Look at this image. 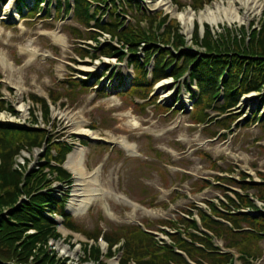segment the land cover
<instances>
[{
  "label": "rangeland",
  "instance_id": "1",
  "mask_svg": "<svg viewBox=\"0 0 264 264\" xmlns=\"http://www.w3.org/2000/svg\"><path fill=\"white\" fill-rule=\"evenodd\" d=\"M27 1L31 3V0ZM130 1L143 12L152 15L162 13L175 20L187 40L190 51L187 48L185 51L193 56L200 52L190 46L194 23L200 26L201 39L204 25L209 26L213 34L223 33L224 28L237 35L242 27L248 28L249 25L259 29L262 21L263 0H250L252 4L245 8L237 3L232 8L228 7L230 2L237 0H213L196 12L187 7L191 0ZM9 6L11 10L5 15ZM120 6L126 12L125 17L132 18L130 24L139 25L135 10L123 2ZM17 8L18 0H0V82L4 84L5 95V89L10 91L8 103L14 110L0 114V122L28 128L33 124L30 113L36 112L37 128L46 129L54 141L71 145V153L78 148V142H85L82 157L87 173L82 178L90 182L88 188L94 186L96 190V196L91 198L88 207L85 208L88 197H74L75 194L83 195L82 191L76 192L80 180L74 176L71 175L68 187L57 183L52 187L55 194L67 192L66 212L81 231L110 232L122 225L142 222L150 223L151 229L156 230L158 221L175 219L190 204L206 209L204 202L222 200L223 194L213 180L227 174L229 169H234L235 179L239 173H247L257 181L256 173H264V133L257 125H247L257 110L264 113V93L245 97L237 108V121L227 137L220 135L214 138L212 133H220L218 125H196L192 122V96L197 91L193 85L188 88V93V78L179 84L166 80L154 87L152 96H156L164 106L161 108L146 105L145 101L133 96L119 95L118 89L123 85L129 87L134 79L127 60L82 58L75 48L89 46L78 38L80 32L86 39L87 28L75 18L66 15L60 20V17L49 19L44 16L18 19L21 15H17ZM49 10L54 14V7ZM223 10H227L228 15ZM201 13L202 18L206 17L205 21L197 19ZM25 15L30 17L31 14ZM182 15L187 19L185 28L181 25ZM140 28L147 30L148 23H142ZM103 38L109 40L108 37ZM181 55L176 53L175 58L180 59ZM69 77L77 81L89 78V87L74 91L69 99L64 96V85L59 84ZM96 83L100 86L94 87ZM53 91L62 97L57 103H51L49 125L45 126L39 116L40 107L32 106L29 97L47 99L48 93ZM170 107L175 109V113L165 114L164 108ZM207 113H211L212 118L217 116L211 111ZM76 117L97 139L69 133L74 132L77 125L68 124V119ZM69 125L72 126L67 128ZM118 140L129 144L133 152L123 149ZM42 157L41 150L23 151L15 158V166L27 165L30 170H35L42 164L39 163ZM210 161L216 162L215 167ZM95 169L99 170L97 174L88 173ZM208 180L212 187L198 193L197 183ZM224 185L236 190L232 184L225 182ZM162 203L167 208H162ZM257 206L261 208L262 204ZM55 220L58 222L59 219ZM56 231L60 238L49 241L48 250L54 252L59 260L66 264H93L81 262V245L87 242L84 236L68 232L59 225ZM217 245L223 248V242ZM99 247L102 254L105 253L104 243ZM232 253L234 264H241L237 259L238 252L233 250ZM258 253L261 258L255 264H264V240L259 243ZM116 260L102 258L100 264H117Z\"/></svg>",
  "mask_w": 264,
  "mask_h": 264
},
{
  "label": "trees",
  "instance_id": "2",
  "mask_svg": "<svg viewBox=\"0 0 264 264\" xmlns=\"http://www.w3.org/2000/svg\"><path fill=\"white\" fill-rule=\"evenodd\" d=\"M57 1V14L60 17L62 1ZM117 1L73 0L75 10L72 12V0H65V12L66 15L73 13L77 21L88 29L92 28L93 22V28L109 34L112 41L117 43V47L107 45L100 48L101 55L120 60L128 57L136 79L128 90L122 92L125 97L135 95L146 100L158 81L169 77L179 81L189 74L190 83L198 90V95L194 98L192 122L196 125L210 122L229 131L237 121L234 112L243 96L253 92L261 94L264 91V11L259 29L249 25L248 28L242 27L237 35L224 28L223 33L213 34L210 27L204 25L200 39L198 26L194 23L190 46L196 47L200 52L198 56H193L185 51L189 48L187 40L174 20L162 13L151 15L142 12L139 20L148 23L149 28L144 30L139 26H131L126 24V20H121L122 16H118ZM122 1L132 4L130 0ZM211 1L213 0H191L189 8L196 12ZM35 2L31 18L45 13L40 7L45 0ZM108 3L115 9L112 13L114 17L111 23L104 24L99 16L100 9L92 12L91 8L92 5ZM21 4L24 5L23 2ZM176 5L179 8V4ZM24 7L29 11L27 6ZM47 12L50 17V11ZM78 37L82 38L80 33ZM97 37L98 34L91 33L88 39L98 43ZM141 51L144 52L143 58L140 57ZM176 53L182 54L180 59L175 58ZM83 54L85 56L88 53ZM151 62L155 63V69L150 83L147 68ZM66 85L71 90H85L88 87L86 81L69 80ZM71 95L70 92L67 97L71 98ZM59 97L53 93L51 102H56ZM32 99L37 100L35 97ZM40 103L43 119L48 120V104L45 101ZM148 103L157 108L162 107L155 97H151ZM1 110L3 106L0 103ZM211 110L218 112L214 119H209L207 111ZM247 122V125L258 124L264 133V115L261 112L254 113ZM215 135L214 133L213 136ZM43 148V164L38 169L27 172V166L15 167V158L22 150ZM70 150L66 144L54 143L46 131H31L0 124V264H66L48 250V242L60 238L53 221L55 217L61 218L65 229L79 232L87 240H93L99 234V231L83 232L72 223L65 212L67 194L58 192L55 195L52 190L54 183L65 186L70 183L71 176L61 168ZM210 164L215 166L212 161ZM258 176L259 184L248 182L250 177L247 174H240L238 181L232 180L240 193L233 192V197L224 194V201H219V206L206 202L210 214L190 205L191 209L186 213L192 216V211H196L200 225L206 232H200L196 221L182 217L176 223L160 222L176 230V233L170 236L171 246L159 247L153 236L140 227L121 226L104 235L103 239L108 247L107 256L113 255V246L123 242L118 264H128L129 260L135 264H189L175 250L184 253L193 264H227L232 259L231 254L223 253L214 243V240H221L225 250H236L240 254L242 264H255L260 259L258 244L264 240V212L255 203L258 200L264 204V174ZM217 180L225 181L220 177ZM207 186L208 183L199 184L197 191L201 192ZM250 191L254 192V196L248 195ZM249 211L255 212V216ZM81 249V262L100 264L101 253L96 245L84 243Z\"/></svg>",
  "mask_w": 264,
  "mask_h": 264
},
{
  "label": "bare ground",
  "instance_id": "3",
  "mask_svg": "<svg viewBox=\"0 0 264 264\" xmlns=\"http://www.w3.org/2000/svg\"><path fill=\"white\" fill-rule=\"evenodd\" d=\"M234 3H237L239 5H241L242 7H248L250 4H252V2L250 0H237V1H232L228 4V7L229 8H232L234 6ZM227 9V8H226ZM11 10V7H6L5 9V15H8L9 12ZM223 12L225 13V15H228L227 13V10H223ZM203 13V12H202ZM202 13L199 14L197 16V19L199 21H205L206 17L202 18ZM181 19V25L183 28H185V25H186V22H187V19H186V16L185 15H182L180 17ZM216 23V22H215ZM41 95V93H40ZM64 117V116H62ZM1 118V117H0ZM62 122V118L60 119ZM75 121V122H74ZM68 124H75L77 125L76 129L74 132H69V133H74L76 135H82V136H89V137H93L95 139H97V137H94V134L91 133L90 131H88L87 129L84 128V125H81V120H79V118H69L68 119ZM72 125H69L67 126V128L71 127ZM111 139V137H109ZM117 143L123 148L125 149L127 152H133V148L131 146H129V144H127L126 142H124L123 140H118ZM78 148L73 151L72 153H70L67 158H66V161L64 163V167L67 171H69L72 176H74L75 179H78L80 180V184L79 185H76V186H79V189L76 190V192L78 191H82L83 195H80V194H75L74 197L77 198V197H85L87 198L88 197V202L85 203V208L88 207L89 205V202L91 201V198L93 196H96V194H94V192H96V190L94 189V186L95 183H91L93 187L91 188H88L87 187V184H89L90 182H85L82 178V176H84L83 174H86L87 171L86 169L83 167V161H84V156L82 157V153H83V149L79 146H77ZM98 169H95L93 170L92 172H88L89 174L93 175V174H97L98 173ZM82 184V185H81ZM99 186V185H98Z\"/></svg>",
  "mask_w": 264,
  "mask_h": 264
}]
</instances>
